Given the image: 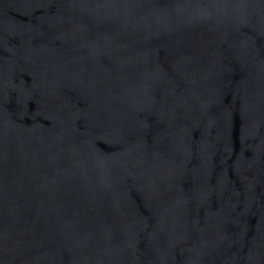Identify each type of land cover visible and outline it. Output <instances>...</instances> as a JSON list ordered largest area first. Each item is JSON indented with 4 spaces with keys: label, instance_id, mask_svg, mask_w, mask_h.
<instances>
[{
    "label": "water",
    "instance_id": "1",
    "mask_svg": "<svg viewBox=\"0 0 264 264\" xmlns=\"http://www.w3.org/2000/svg\"><path fill=\"white\" fill-rule=\"evenodd\" d=\"M0 264H264V0H0Z\"/></svg>",
    "mask_w": 264,
    "mask_h": 264
}]
</instances>
